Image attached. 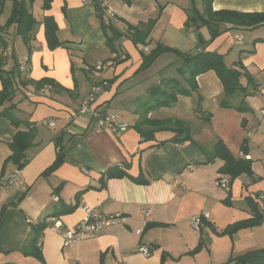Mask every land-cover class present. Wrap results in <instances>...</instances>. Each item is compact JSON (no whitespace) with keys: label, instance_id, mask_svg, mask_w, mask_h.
<instances>
[{"label":"crops","instance_id":"1","mask_svg":"<svg viewBox=\"0 0 264 264\" xmlns=\"http://www.w3.org/2000/svg\"><path fill=\"white\" fill-rule=\"evenodd\" d=\"M97 1L116 13L115 26L123 36L114 43L115 52L106 43L110 31L91 3L0 0V33L6 43L0 42V68L12 74L15 90L11 101L0 104V264H222L264 247V25L223 29L212 37L202 22L203 0ZM20 2L35 21L28 44L13 19ZM211 8L264 12V0H211ZM45 16L57 27L61 44L54 49L44 35ZM132 27L147 33L145 45L132 41ZM23 44L28 59L19 69L23 59L14 51H22ZM156 44L181 53H218L230 67L240 62L255 90L248 85L251 95L238 91L234 97L235 91L225 96L214 70L195 76L196 88L190 89L187 68L174 51L141 67ZM98 62L102 66L95 69ZM43 78L54 83L37 88L35 82ZM101 80L109 86L97 96L96 107L101 114L120 115L126 127L118 137L96 130L97 118L77 112L91 86ZM241 82L246 85L245 78ZM171 86L189 90L177 93L169 105L157 104ZM10 104L17 125L1 114ZM240 105L246 109H237ZM137 126L153 129L152 138L145 139ZM18 130L32 135L19 178L9 184L17 167L9 160L10 144ZM60 136L63 161L51 169ZM217 141L236 159L250 156V172L238 173L228 191L215 184L227 174L221 170L223 158L215 153ZM85 206L103 213L120 211L126 222L73 247L63 245L60 234L46 226L38 239L40 257L23 253L44 218L54 217L62 229L72 231L84 218ZM201 211L209 215L196 230L191 222ZM255 212L263 218L258 225L220 233ZM196 246L199 251L191 253Z\"/></svg>","mask_w":264,"mask_h":264},{"label":"trees","instance_id":"2","mask_svg":"<svg viewBox=\"0 0 264 264\" xmlns=\"http://www.w3.org/2000/svg\"><path fill=\"white\" fill-rule=\"evenodd\" d=\"M204 4V12L205 17H202L203 24L207 25L211 30V36L214 37L218 35L219 30H229L230 28H254L259 25H264V12H240L234 10H217L213 11L211 8V0H203ZM46 6V5H45ZM97 8V14L99 15L102 26L110 31V35H107L106 43L107 45L115 52L116 48H114V43L117 39L122 35L117 27L110 22L107 17H104L102 14V10L95 4ZM104 17V18H103ZM18 19V23H16L17 33L20 34L23 38V42L28 44L30 40V32L33 30V26L35 21L31 17L30 13L26 10L24 3L20 2L18 4V8H16L15 13L13 14V19ZM12 19V20H13ZM14 19V20H15ZM44 24V35L46 38L47 45L50 49H54L59 46L61 43L58 41L56 37V25L53 19L50 16H45L43 18ZM222 27V29H220ZM134 29V33L132 35V41L134 43H141L143 45L146 44L145 39L147 38V33L140 32L137 27H132ZM1 32V27H0ZM0 42L5 46V40L0 33ZM165 51H174L179 56L182 57L185 67L187 68V72L189 74V80L191 82L190 89L196 88V84L194 82V77L200 73H203L207 70H214L218 75L221 83L223 85L224 95L231 94L235 91H240L244 95H251L252 91H248V85H251L252 89L255 90V83H253L252 78L243 70V66L240 62L235 63V67L227 66L223 60L221 54L201 50L194 54L189 53H181L177 52L175 49L156 44L153 49H151L148 54L144 55L141 67L150 63L155 57H157L160 53ZM241 78H245L246 85L242 84ZM0 81H1V91H0V104L4 101H11L15 90L13 88V76L11 73L6 72L0 68ZM174 85L176 82L172 81ZM36 87L40 88L42 85L47 83H54L52 79L43 78L40 81L35 82ZM189 89L185 87H177L171 86V90L167 94V98L163 100L161 103L157 104H166L174 102L176 99V94H187ZM253 90V91H254ZM244 104V103H243ZM222 106H227L225 101H221ZM13 105H9L5 107L1 114L6 115L11 123L14 125L18 124L15 116L12 114ZM239 110H244L246 107L240 105L237 107ZM150 121H146V125L149 124ZM143 123V122H142ZM25 125H28V122H24ZM137 129L144 136L145 139L152 138L153 129L145 130L143 128ZM184 129L181 130V133ZM31 130H18L14 136L13 140L10 144L11 154L9 155V160H13L17 167L20 168L26 162L25 158V150L28 148L30 144L31 138ZM178 136V135H177ZM61 136L56 137V144L60 147V151H58L56 160L51 164V169L55 168L61 161H63L62 150L63 147L61 145ZM215 153L220 156L224 160V166L222 167V171L230 175L231 180L240 172L247 171L250 172L249 161L236 159L231 153L228 151L226 146L221 142L217 141L215 144ZM263 220L262 216L259 215L258 212H255L252 217L246 218L243 220H239L227 225L220 233L231 235L235 231L258 225ZM46 223L42 221L40 224L35 226L32 230L31 237L27 244L23 247L22 251L24 254L33 257H40V249L38 248V239L43 233L44 228L46 227ZM200 246H196L191 253H195L199 251ZM163 261V258H162ZM222 264H264V247L259 249H254L247 251L243 254H240L235 257L229 258L225 263Z\"/></svg>","mask_w":264,"mask_h":264},{"label":"built area","instance_id":"3","mask_svg":"<svg viewBox=\"0 0 264 264\" xmlns=\"http://www.w3.org/2000/svg\"><path fill=\"white\" fill-rule=\"evenodd\" d=\"M82 2H88L95 6L98 4L104 15L110 20V22L114 25L117 23V16L115 11L108 6L106 3L99 2L97 0H81ZM122 40V36L117 39V42ZM145 49H147L145 47ZM28 57L23 59L18 63L19 69L25 68ZM102 66L101 62H98L95 65V69H100ZM109 83L107 80H101L99 82L94 83L88 95L81 101L77 108V112L81 114H89L92 117L97 118L96 130L106 129L110 131L113 135L118 137L119 133L125 129L126 125L121 121L120 115L117 113H105L101 114L96 107V99L97 96L107 87ZM41 90H44L41 88ZM261 115L264 118V110H261ZM53 124V123H51ZM57 153L60 151V147L56 146ZM246 159H249V155H245ZM187 169L193 170V165H187ZM84 173H87L84 170ZM20 168L15 167L10 175L9 184L15 182L19 178ZM231 177L228 174L222 175L215 179V184L223 188L224 190H229L230 188ZM260 198L262 196H259ZM85 216L81 219L74 230L67 231L62 229L61 222L54 217H46L44 218V222L47 226H50L53 230L60 234L63 245L68 247L75 246L79 241L83 240L86 237L96 236L101 233V231L109 226L115 224H124L126 222V215L120 211L114 213H103L97 208H92L89 206H85ZM141 212L144 216L149 215V211L142 209ZM209 213L207 211H201L199 214L194 216L191 226L198 230L201 220L203 218H207ZM140 233V230L136 231ZM39 245V242H38ZM138 250L144 255H148L149 250L143 246H140ZM71 264H78L77 262H72Z\"/></svg>","mask_w":264,"mask_h":264},{"label":"rangeland","instance_id":"4","mask_svg":"<svg viewBox=\"0 0 264 264\" xmlns=\"http://www.w3.org/2000/svg\"><path fill=\"white\" fill-rule=\"evenodd\" d=\"M199 0H196V2H198ZM20 48H21V44H20ZM22 51L21 50H15L14 51V54H16V56H19V57H21L22 59H25L26 57H28V50H27V48H26V46L23 44V46H22ZM22 91V90H21ZM27 92H26V90H24L23 91V94H26ZM239 94V92L237 91V92H235L234 93V97L236 96V95H238ZM19 99H21V96H20V98ZM19 99L17 98L16 99V101L17 102H19ZM24 100V99H23ZM23 100H21L22 102H23ZM204 243V242H203ZM207 244H210V242H208ZM195 253H197V252H195ZM231 258V257H230ZM229 259V258H228ZM228 259H224V260H228Z\"/></svg>","mask_w":264,"mask_h":264},{"label":"water","instance_id":"5","mask_svg":"<svg viewBox=\"0 0 264 264\" xmlns=\"http://www.w3.org/2000/svg\"><path fill=\"white\" fill-rule=\"evenodd\" d=\"M181 137L183 138L184 137V134Z\"/></svg>","mask_w":264,"mask_h":264}]
</instances>
